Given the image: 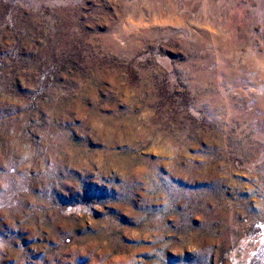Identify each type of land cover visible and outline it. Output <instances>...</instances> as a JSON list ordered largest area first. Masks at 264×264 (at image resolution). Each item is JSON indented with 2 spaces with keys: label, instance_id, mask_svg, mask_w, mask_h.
Listing matches in <instances>:
<instances>
[{
  "label": "rangeland",
  "instance_id": "1",
  "mask_svg": "<svg viewBox=\"0 0 264 264\" xmlns=\"http://www.w3.org/2000/svg\"><path fill=\"white\" fill-rule=\"evenodd\" d=\"M0 264H264V0H0Z\"/></svg>",
  "mask_w": 264,
  "mask_h": 264
}]
</instances>
